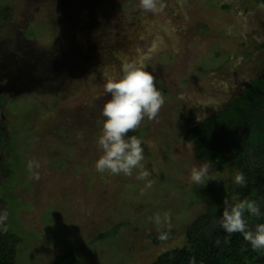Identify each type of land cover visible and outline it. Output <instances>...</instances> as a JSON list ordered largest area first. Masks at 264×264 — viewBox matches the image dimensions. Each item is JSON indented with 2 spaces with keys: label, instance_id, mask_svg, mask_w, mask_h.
Masks as SVG:
<instances>
[{
  "label": "rangeland",
  "instance_id": "1",
  "mask_svg": "<svg viewBox=\"0 0 264 264\" xmlns=\"http://www.w3.org/2000/svg\"><path fill=\"white\" fill-rule=\"evenodd\" d=\"M222 1L228 4L223 9L203 0L164 4L162 12L152 14L155 27L143 29L142 41L134 44L140 55L130 54L119 64L106 60V68L73 99L43 105V111L26 98L4 104L0 118L9 140L0 143V151H7L0 161L7 163L8 176L0 182V213L7 210V232L19 240L14 264H50L59 258L60 264H149L183 243L184 227L196 215L224 208V199L232 202L236 171H209L205 185L192 183L191 168L205 162L196 161L191 145L181 140L196 115L223 95L224 89L214 85L217 95L204 97L211 79L198 74L204 60L199 56L215 31L246 16L245 0ZM201 21L208 26L205 36L195 29ZM160 50L174 60L158 58ZM125 62L143 65L164 95L159 115L136 129L151 188L136 179L139 170L116 176L94 168L101 155L96 145L101 110L110 98L104 84ZM29 161L39 167L30 172ZM161 232L171 235L153 244L152 237Z\"/></svg>",
  "mask_w": 264,
  "mask_h": 264
},
{
  "label": "flooded vegetation",
  "instance_id": "2",
  "mask_svg": "<svg viewBox=\"0 0 264 264\" xmlns=\"http://www.w3.org/2000/svg\"><path fill=\"white\" fill-rule=\"evenodd\" d=\"M175 1L157 0L156 9L146 11L140 0H0V111L22 98L40 104L41 111L43 105L75 98L106 68V60L119 64L130 54L140 55L134 44L142 41L143 29L155 27L152 14ZM203 4L228 5L222 0ZM242 5L245 19L218 28L199 56L204 60L198 74L224 91L193 127L264 85V2L245 0ZM195 27L205 36L206 22ZM169 55L160 50L157 57L173 61ZM205 90L204 97L217 95L213 87ZM0 124L5 133L1 118ZM4 135L0 143L8 145Z\"/></svg>",
  "mask_w": 264,
  "mask_h": 264
},
{
  "label": "trees",
  "instance_id": "3",
  "mask_svg": "<svg viewBox=\"0 0 264 264\" xmlns=\"http://www.w3.org/2000/svg\"><path fill=\"white\" fill-rule=\"evenodd\" d=\"M4 134L0 127V138ZM128 135L137 136L138 132ZM181 140L191 145L196 161L211 163L210 172H242L245 185H234L231 193L260 205L259 218L246 216L250 228L264 223V85L236 99L223 113L187 129ZM7 176V166L0 164V182ZM222 212L223 208H219L196 215L184 227L183 243L161 252L149 264H189L192 257L195 264H264V253L253 251L241 234L229 236L217 225ZM161 233L152 237L153 244L171 235L168 232L167 239H160ZM18 242L15 235L0 231V264H14ZM60 261L59 258L50 264Z\"/></svg>",
  "mask_w": 264,
  "mask_h": 264
},
{
  "label": "clouds",
  "instance_id": "4",
  "mask_svg": "<svg viewBox=\"0 0 264 264\" xmlns=\"http://www.w3.org/2000/svg\"><path fill=\"white\" fill-rule=\"evenodd\" d=\"M140 5L146 11H154L157 0H140ZM104 91L110 98L101 110L104 119L96 140L101 155L94 163L95 171L101 174L132 176L134 170H139L136 179L147 181L146 187L151 188V173L142 163L145 159L143 141L135 135L129 136L128 133L139 128L145 119L151 121L159 115L165 102L164 95L157 89L155 77L136 62H125L118 75L107 78ZM201 121L198 113L196 122ZM27 167L31 172L34 167L38 168L39 164L29 161ZM210 168V162L192 167L190 181L196 185H205L211 180ZM34 178L39 179V176L35 175ZM234 182L237 185H245L244 174L237 171ZM231 201L224 199L223 212L216 221L217 225L229 236L241 234L253 251L264 253V223L250 228L245 216L247 213L259 218L260 205L255 200L241 199L239 194L234 195ZM8 216L7 210L0 213V231H7ZM155 223H162L159 214L155 216ZM168 236V232H162L160 239H167ZM189 264H195L194 257L190 258Z\"/></svg>",
  "mask_w": 264,
  "mask_h": 264
}]
</instances>
